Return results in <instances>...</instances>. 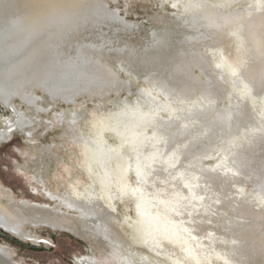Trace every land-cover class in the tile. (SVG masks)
I'll return each instance as SVG.
<instances>
[{"label": "bare ground", "instance_id": "1", "mask_svg": "<svg viewBox=\"0 0 264 264\" xmlns=\"http://www.w3.org/2000/svg\"><path fill=\"white\" fill-rule=\"evenodd\" d=\"M169 1L184 14L172 13L173 30H151L144 54L136 55L127 46L105 50L93 43L77 42L71 57L61 49L65 40L70 47V38L85 28L123 22L119 13L102 0H0V105L15 113L6 131L15 129L36 140L29 130L31 119L15 100L42 114L53 108L56 100L75 105L79 96L102 102L110 94L128 92L131 84L121 79L111 61L130 73L140 71L145 84L170 100L189 99L196 92L214 99L207 107L191 108L190 116L195 120L192 127L198 130L203 126L202 135L194 136V129L184 127V123L179 126L177 117L156 116L155 112L166 107L159 104L152 91L149 95L144 92L140 99L145 110L140 104L125 113L122 108L125 116L116 113L113 121H100L92 136L87 135V171L94 192L74 191L73 195L59 197L45 192L77 215L25 201L17 205L0 203L1 229L17 235H23L26 226L82 234L101 241L120 264H145L133 262L132 255L123 252V244L129 239L166 258L169 264H264V0H210L212 4L208 0ZM162 16L158 17L160 22ZM201 46L218 49L220 57L213 66L208 55L199 50ZM194 69L203 80L193 74ZM234 77L239 79L236 95L243 104L238 110L221 111L217 101L223 100L225 78ZM37 91L48 99L47 107L40 104L43 97ZM254 96L259 100L254 107L256 132L253 129L250 145L244 142L236 146L230 156H224L219 164L228 163L218 171L201 167L203 177L214 174L216 178L205 183L195 169L197 160L207 158L201 154L204 144L243 126ZM68 123L72 124V119ZM188 134L191 136L187 139ZM6 135L0 131V142ZM34 147L38 157L33 179L44 186L49 166L44 158L50 161V151L38 144ZM228 158L240 159L239 171L254 176L257 203L248 204L244 193L232 189L244 186L236 184L239 175ZM124 201L130 202L133 210L129 221L114 215L117 203ZM218 209H235L241 219L250 222L229 220ZM119 255L126 256L125 260ZM10 257L11 253L0 247V264H12ZM79 262L96 264L88 258Z\"/></svg>", "mask_w": 264, "mask_h": 264}, {"label": "rangeland", "instance_id": "2", "mask_svg": "<svg viewBox=\"0 0 264 264\" xmlns=\"http://www.w3.org/2000/svg\"><path fill=\"white\" fill-rule=\"evenodd\" d=\"M102 1L106 3V7H109L113 11L116 10L119 13V16L123 19V22L112 23L109 21L106 23H101L100 26H96V28H92V30H90V28H85L79 31L76 35L70 38V47L68 46V44H66V40L62 45L61 49H64L65 56L66 51L69 56H74V47L77 42L93 43L96 46L103 47L105 50L127 46L136 55H142L144 54L145 50L149 48V32L151 30L156 32L161 30H173L174 25L170 21L172 13H175L177 15L184 14L181 8H175L169 0ZM206 2L211 3L210 0ZM159 16L164 17V20L160 22L158 20ZM87 26L92 25L88 24ZM90 32H92V34H90ZM84 36H88V38H84ZM199 50L203 54L208 55L209 64L211 66L214 65V60H218L220 57L218 49H216V47L208 48L207 46H201ZM211 55L213 57H210ZM110 65H112L117 70L122 80L127 81L129 84H131L128 92L123 90L118 93V95L110 94L102 102L100 100H97L96 98H89L85 95L76 98L74 101L75 105L74 103L64 104L63 102L56 100V105L48 110L47 113L42 114H38L32 109L25 108L23 104L15 100V103L19 104V108L25 111L28 118L31 119L32 125L29 130H31L32 136L35 137L37 141L32 140V138L24 135L23 132L17 131L15 129L6 131L5 127L7 125V122L13 121L15 113L13 110H8L6 107L0 105V131L7 132L4 140L0 142V193L2 194V196L0 197V203L17 205L20 202L25 201L30 204L50 207L55 210H61L69 214L71 213V215H77L78 213L74 210H66L60 200H51L45 192L50 191L49 193H52L51 195L59 197L65 196L66 194L67 196L73 195L74 191L83 192L85 194L89 192L91 193L93 191V183L91 181L90 174L87 171L88 162L86 158L88 157L86 156L88 153L87 144L89 141V136H92L93 132L96 131L97 123L99 124V122L103 120L106 122L113 121L114 118L119 115V113L122 114V108L123 112H129L131 108H135L137 104H140L139 106L142 107L143 110H145L146 105L143 103V101H141L140 98L145 96V94H151L152 91L154 95L156 94L155 98H157V100L159 98V100L162 101L161 102L158 100L159 104L165 106V109L167 110H164L165 112L161 110L159 111V113L155 112L154 114L160 118L165 119L174 118L176 120L177 117L176 121L180 124L179 126L182 127L184 123V127L190 129L193 125H195V120L192 116H190V110H192L191 108H204L205 106L207 107L208 105H210L212 101H214V99L212 100L202 97V95L197 92L194 93L195 95L193 94L188 97L190 100L187 98H178L177 100L179 102L177 100H170V98H166L163 95L155 93V91L152 87H150L149 84H145V82L142 81L141 75L143 76V74L140 71L136 70L134 71V73H130L129 71H125L124 69L122 70V68L118 67V64L115 61H111ZM195 70L196 69L193 70V74L200 80H203V75L198 70ZM136 73L138 74L139 78L136 77ZM210 73H213L212 75L214 77L219 78V75L217 73L211 70ZM134 78H137V80H135ZM234 78L236 79V77ZM233 79L228 80V78H225V83L223 82L224 87L226 86L223 92V96L225 98L223 97V100L217 101V104H219L218 108L221 111L230 109L235 110V108H237L238 110L243 104V102L238 98V95H236L238 92V86L240 84L239 79H234L235 81ZM261 91L264 92V85L262 86ZM36 93L39 96L43 97V102H41L40 104L43 107H47L50 104L48 99L39 91H37ZM252 100L251 101L253 102V106L249 105L247 107V120L243 125L245 128L241 125L231 134H222L220 138H213V143L212 141H210L209 144L205 142L206 144H204V148L201 154L202 157L207 158H203L202 161L197 160L195 165L196 170L200 171L199 169H201V167H214L218 171V168L225 167V164L228 163L225 161L224 165L222 163L219 164L224 160V156H230V151H232L236 146L244 142L246 146L250 145L252 134L255 130V127H253L256 116L254 107L259 99L254 96L252 97ZM166 102H168L167 104H169V106L165 104ZM169 108H172L171 111L169 110ZM186 112L189 113V115ZM116 113L117 115L115 116ZM180 113H182L183 117ZM123 114L121 116H123ZM181 117L182 119H184L182 120ZM71 119L73 121L72 124L68 123V120ZM193 127L191 128L192 130L194 129ZM201 128L199 127V131L196 129L198 132L194 129V133L192 131L191 134L193 133L192 135L194 136L202 135L201 132H203V126ZM88 134L89 136L87 138ZM191 134H188V137L186 138H190ZM106 136L107 141L109 143H112V137H110L108 133H106ZM34 144H38L43 148H49L50 151V155L48 158L50 159V161H48L47 158H44V160L49 163V166L47 167V173L43 178L44 186L36 183L33 179L32 169L36 166L38 157V150L34 147ZM204 154L207 156H204ZM210 157L213 158L211 159ZM228 159H230L229 163L232 164L233 167H236L233 168L231 166L233 169H235L234 173H238L237 175H239L235 180L236 184H242L241 186H244L238 187V185H236L233 186L232 189L235 191H241L242 194L244 193L243 195L247 199L248 204H252L253 202L257 203L256 199L258 198L259 193L257 192V188L254 186V176L250 172L246 173L239 171L240 159L239 161L238 159L234 158ZM200 173L197 177H199V179H202V172L200 171ZM213 175L214 174L205 175V178L203 177L204 182L205 180V183H208L209 180L210 182L216 181V178ZM235 181L232 180L231 182L235 184ZM235 187L236 189H234ZM244 190L246 193L244 192ZM250 198L253 200H250ZM115 209L116 210H114V215L123 220L127 219V221H129V216L133 215V210L130 202H118ZM218 212L223 217L228 218L232 221H236L238 223H243L246 221L244 219H241L238 214H236L235 209H231L230 212L218 209ZM249 222L250 221H246L245 223L248 224ZM22 232L23 235H17L0 228V247L5 248L11 253L9 262L12 264H82L79 261L84 258H88L89 260L94 261L96 264H120L116 260V258L112 256V251H110V249L101 241L86 238L82 234H71L69 232L52 230L46 227L31 226H26ZM122 250L125 254H131L132 261L135 263L144 262L145 264H169V261L166 258H163L155 253L153 255V252L148 250L145 246L140 245L139 243L137 244L132 239H129L125 244H123ZM136 251L138 254L135 255L134 253H136ZM142 254L144 256H142ZM125 257H120L119 255L120 260H125ZM142 258H144V261H142Z\"/></svg>", "mask_w": 264, "mask_h": 264}, {"label": "flooded vegetation", "instance_id": "3", "mask_svg": "<svg viewBox=\"0 0 264 264\" xmlns=\"http://www.w3.org/2000/svg\"><path fill=\"white\" fill-rule=\"evenodd\" d=\"M11 109L10 107L8 108V110ZM12 110V109H11Z\"/></svg>", "mask_w": 264, "mask_h": 264}]
</instances>
